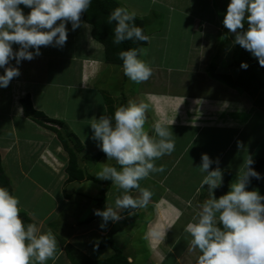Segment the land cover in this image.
<instances>
[{"label": "crops", "instance_id": "0c3cea01", "mask_svg": "<svg viewBox=\"0 0 264 264\" xmlns=\"http://www.w3.org/2000/svg\"><path fill=\"white\" fill-rule=\"evenodd\" d=\"M66 28L71 33L68 35L67 32L68 38L62 47H67L70 38L79 34L87 45L84 48L85 52L78 55L77 51H67L63 55H57L55 50L46 49L51 47L41 46V54L32 60L24 59L17 65L15 59H10L9 65L18 67L20 74L13 77L7 87H0L1 165L12 185V194L19 198L20 209L25 211L33 222L41 225L43 230H51L56 237L57 255L54 260H48L47 264H72L61 241L75 247L76 243L73 241L77 240L80 241L79 245L87 247L94 254L109 255L111 253L109 245L98 248L96 243L102 234L106 235L109 227L117 224V221L109 220L101 228L102 218L94 214L102 184L87 178L67 181L65 167L68 156L56 133L20 111L22 108L20 99L26 94L29 95L35 109L42 111L46 116L61 120L62 127L71 130L77 136L82 145L78 157L82 153L80 160L88 161L86 169L94 178H97L94 173L102 167V163H107L104 162L107 156L102 155L95 161L85 158V154H93L92 149L95 150L96 145L90 143L88 137L90 135L82 132L79 134L76 125L83 123L88 125L94 118H99L103 114L110 115L104 93L110 98L113 97L111 115L121 101L116 95L123 97L125 103L133 97L138 99L137 101L147 98L150 110L147 113L149 121L145 130L151 134L150 125L153 120L166 118L173 132L175 149L171 154L155 161L157 166H164L163 172L152 173L140 181L141 187L146 184L145 187L153 192L148 204L151 205L152 214L145 222L142 238L149 253L159 258L165 248L162 241L167 239L174 224L182 219L181 231L174 237L175 240L168 238L170 249H173L171 254L175 253L177 257L183 253L194 255V251L189 250L188 242L181 250L178 248V251L175 248L180 245L175 244L180 239L178 235L185 233L183 229L192 218L193 206L210 197L207 185L200 187L203 175L198 168L201 154L207 153L213 160L218 158L223 175L227 170L234 175V171H238L243 166V160L248 157L242 153L243 141L237 143V140L248 124L254 121L255 116L259 119L262 114L264 119L263 111L242 88L231 86L211 74L212 67L215 73L230 74L233 78L238 75L239 70L230 64L234 43L227 53H218L224 36L222 30L211 24L200 34V38L195 40V43L208 47L204 48L202 53L188 56L191 53L190 44L185 55L167 63H163L162 59L151 63L148 57H145V60L143 58L152 68V75L145 82L152 81L153 85L129 94L122 89L125 79L122 69L118 84L116 82L111 87L97 84L105 77L103 72L109 65L104 60L103 47H98L102 44L94 40L83 25L73 30L71 23L68 22ZM198 29L203 30L200 25ZM92 40L96 42H90ZM184 42L181 40L180 43ZM12 47L15 51L19 45L13 43ZM250 55L252 56L251 53ZM53 62H59V68H52ZM3 71L4 69L0 68V73ZM120 78L123 80L120 81ZM165 81L170 86L173 82L178 87L169 86L164 90L158 88ZM257 120L255 129L249 131L254 139L249 154L253 160L259 158L256 157L257 154L264 153V123ZM112 163L111 160L108 164ZM211 167L215 168L217 165L214 163ZM231 179L229 175V179L222 181L224 183L222 190L221 186L217 187V191L213 190L216 198L229 190L233 181ZM260 183L256 185L257 179L253 177L247 188L258 190L264 186V180ZM119 192H122L121 189L111 181L105 192L104 201L97 209H104L107 204L114 205L116 196L120 195ZM261 194L264 195V192ZM189 200L193 206L188 205ZM125 210H121L122 218L129 216L128 213L132 209H127L130 211L126 212ZM91 216L92 219L87 221ZM168 216L173 221L171 227L166 230L167 236L157 241L154 246L151 245L152 240L148 237L152 239L161 235L165 226L163 219ZM177 263L179 264L178 259Z\"/></svg>", "mask_w": 264, "mask_h": 264}, {"label": "clouds", "instance_id": "9594fccd", "mask_svg": "<svg viewBox=\"0 0 264 264\" xmlns=\"http://www.w3.org/2000/svg\"><path fill=\"white\" fill-rule=\"evenodd\" d=\"M91 3L92 0H0V68L4 69L0 73V87H7L20 74L18 67L9 65L10 59L19 65L21 60L40 55L41 46L62 47L68 38L66 23L70 22L73 30L83 25L91 32L92 25L80 18ZM21 5L30 11L25 14ZM135 18L136 13L125 7L110 12L108 23L115 22L114 44L149 40ZM223 25L235 33L233 43L249 51L264 66V0H229ZM13 43L19 45L15 51ZM118 55L123 74L129 80L141 83L151 77V66L139 58L136 48L121 50ZM241 67L246 69L248 65L242 61ZM149 110L147 98L130 99L115 108L111 116L103 114L90 122L91 139L106 154L107 161L114 160L119 165L102 163L94 174L123 190L114 205L94 209V214L102 218L101 228L109 220L122 219L121 210L148 206L153 192L141 187L140 181L152 173L163 172L164 166H157L155 161L175 149L166 118L153 120L151 134L145 130ZM214 163L217 167L212 168ZM253 163L248 155L229 190L216 198L213 190L222 184L219 159L201 154L200 187L207 185L210 197L195 206L191 200L187 202L193 206V215L183 229L190 236L189 250L199 252L195 264H264V195L247 188L251 178H262ZM19 204L17 196L0 186V264H47L56 258V237L36 222L25 224L19 215Z\"/></svg>", "mask_w": 264, "mask_h": 264}, {"label": "rangeland", "instance_id": "374dc122", "mask_svg": "<svg viewBox=\"0 0 264 264\" xmlns=\"http://www.w3.org/2000/svg\"><path fill=\"white\" fill-rule=\"evenodd\" d=\"M119 1L122 4H124V6L128 10L135 12L136 16L144 20L145 30L148 36L150 35V39L148 40V43L144 46V48L141 50L140 53L139 58L142 60L143 58L145 60V57L146 58L148 57L151 63L154 62V60L158 61L157 59H162L163 63H167L168 61L175 60L177 57H182L183 55H185L187 53V49L190 44H191V48L189 50L191 51V53H189L188 56L202 53V51L205 50L204 48H208V47L202 46V44L199 43H195V40L197 38H200V34L204 32V30L207 27L209 28V25L211 24L217 26V29L222 30L224 36V41L221 43V46L219 47L220 50H218V53L219 52L224 54L227 53L230 50V46L233 43L235 33L231 32L223 25V19L226 13L227 4L229 3V0H155V3L153 2V0H119ZM20 7L23 9L25 14H27L30 11L29 8L23 5H21ZM179 10H181L182 12H180ZM199 25L203 28V30L198 29ZM247 26H248V22L245 21L244 28L246 29ZM155 30H159V31H155ZM70 33L71 32H68V35ZM205 34L208 36V33L205 32ZM181 40H184L185 42L181 44L180 43ZM90 42L95 43L96 41L92 40ZM48 46L51 48H46V49L55 50L54 52L57 55H63L67 51H73V52L77 51L76 53L78 55H81L83 52H85L84 48L87 45L83 42L82 35L80 36L78 34V36L76 35L74 38L72 39L70 38V40L67 42V47L61 48L52 45H48ZM108 64H109L108 67L103 72L105 77H103L102 80H99L97 84L99 85L103 84L106 85V87L107 86L111 87V85L115 84L116 82L117 84L119 83V76L120 75L122 76L121 74L122 67L113 63H108ZM59 66H60L59 62L51 63L52 68H59ZM124 78H125L124 80L120 78V81L123 80L122 86H124V88L122 89H125L124 91L129 94L133 93L136 90L138 91V90L147 89L148 87L150 88L152 87L151 85H153L152 81L151 82L144 81L141 83H136L129 80L128 77L126 76ZM166 82L167 81L162 82L158 88L162 90L168 89L170 85L169 83L167 84ZM176 87L178 86L177 85L175 86L174 83L172 82L170 88H176ZM168 91H172V90H168ZM178 91L180 90H174V92H178ZM116 96L121 100L120 95H116ZM111 98L113 100L112 96ZM133 100H138V99L133 97ZM110 106H112V104ZM257 119L258 117L255 116L253 119L254 121H251L248 124V127L244 129L239 139L237 140V143L240 140L243 141L242 153H244V156H248L249 154H251V146H253L254 139H253V134H251L249 131H253V129H255V127L257 126L255 120ZM258 120L260 123L261 122L264 123L262 114H260V118ZM148 121H146L145 124L146 127ZM76 128L79 134L82 132V134L86 133L87 135H90L88 136L90 138V143L96 145V149L95 150L92 149L94 151L93 154L100 150V148L97 146V142L91 139L92 129L90 124L88 125H84V123L79 125L77 124ZM70 141H71L70 145L74 144L73 139H71ZM72 146L75 147L74 150L78 155L81 152V149L75 146V144ZM88 154L93 155L91 153ZM80 155H79L80 158L78 157L80 168L86 169L87 165H89L88 161L80 160L81 159ZM254 155L256 156V154ZM227 156H229V154H227ZM239 157H241V155ZM256 157L264 158V153L261 152L257 154ZM112 161L115 162L114 160ZM104 162L109 163L110 161H107L106 158L104 159ZM237 165L239 166L240 163H238ZM238 171L235 170L234 175L230 172V177L233 180L236 179ZM259 173L261 174L262 178L261 181L257 180L256 185L261 184L260 182L263 183L264 163H262V165L260 166ZM224 179L226 180L229 179V175L222 174V181ZM143 186L145 187L146 184H143ZM220 186L222 190V188L224 187V183L222 182ZM215 190L217 191L218 188H215ZM227 191L228 190H226V192ZM258 191L260 193H263L264 186L258 188ZM126 211H130V210L126 209L125 212ZM131 212H133L132 215L120 219L119 221H117V224L114 227H109L106 231V235L109 234L112 236L115 244L122 249L123 253L127 256L131 264H157L158 262L161 263V261H163L162 264H176L177 259L179 264H195V256L197 257L199 254L198 250H192L195 253L194 255H187L186 253H183L181 256L177 257V254L175 253L171 254L173 249H170L168 238L170 239L171 237L172 239H174V237L181 231L180 227L182 226V219L181 221L179 220L176 224H174V226L172 227V229L170 230L167 236L166 230L172 224L173 219L170 218L169 216L164 217L163 221L165 226L162 229L163 232L161 231V235L160 236L158 235V237L156 236L155 238L152 239H150L151 237H148L149 240H152L150 244L151 245L153 244L154 246L157 241L165 238L164 234L167 236V239L165 238L164 242L162 241L163 244L162 246L165 247L163 248L164 251L162 255L159 258H157L153 253L151 254L149 253L142 238V231H144L143 229L145 228V222L151 217L152 214L151 205H148L147 207L144 208H139L137 210L132 209ZM178 236L180 237V239L176 241L175 246L178 245L180 246L175 248L176 251H178L177 250L178 248L181 250V248L184 247V244L187 245V242L190 240V236L186 235V233H183L182 235L179 234ZM73 242L76 243L75 244L76 246L71 249V254L74 257H76V259L82 257H90V258L98 259L108 256V254H104V253H102V255L94 254L93 252L89 251L87 247L86 248L88 250L84 246L79 245L80 241L74 240ZM91 246H93V243L91 244Z\"/></svg>", "mask_w": 264, "mask_h": 264}, {"label": "trees", "instance_id": "16d2710c", "mask_svg": "<svg viewBox=\"0 0 264 264\" xmlns=\"http://www.w3.org/2000/svg\"><path fill=\"white\" fill-rule=\"evenodd\" d=\"M116 7L125 6L119 0H92V3L89 6L88 10L81 13V19L92 25L90 34L94 40L102 44L104 60L107 63H113L122 66V60L118 55L121 50L136 48L138 50V54L140 55L141 50L144 48L147 42L138 40H125L119 45L113 43V30L115 27V22L111 24L108 23V15ZM135 23L142 28L145 34H147L145 30L144 20L142 18L136 16ZM242 61L247 63L248 67L246 69L241 67ZM230 64L235 66L239 70L238 75L235 78H233L230 74L215 73L212 70V67L211 74L217 78L224 80L231 86L242 88L243 91L248 96H250L253 103L257 105L264 114V66H261L258 60L253 58L250 55V52L245 50L239 44H234ZM103 96L105 98L106 104L108 105L107 108L109 110V114L111 115V98L106 93H104ZM20 102L25 116L56 133L59 141L61 142V145L63 146V149L68 156L67 165L65 167V171L67 173V181L87 178L102 184L99 196L97 197V209L98 206H100L104 201L105 192L107 191L111 180H100L94 178L88 171H86V169L80 168L78 155L74 150L75 147L72 145L75 144V146L81 149V142L79 141L77 136L73 132H71V130L62 127L63 122L61 120L46 116L42 111L35 109L32 106L28 94L23 96L20 99ZM123 104L126 103L124 98L122 97L119 106ZM58 126L59 128H57ZM71 139H73L74 144L70 145ZM102 155L106 154L100 149L93 155L85 154V158L95 161ZM253 161L254 163L252 167L256 171H259L260 166L262 165V163H264V158L259 157ZM112 165L119 167V165H116L115 162H113ZM224 174L230 175V171L227 170L224 172ZM0 186L7 188L11 193L13 191L10 180L3 171L1 161ZM19 215L24 220L25 224L33 222V220L26 214L25 211L21 210ZM92 217L93 216L87 218V221L89 219H92ZM61 244L63 245L64 250L67 253V256L72 264H131L127 256L123 253L122 249L115 244L112 236L109 234H102L99 241L96 243V246L98 248H103L106 245H109L112 249V252L108 256L103 258L95 259L90 257H82L76 259V257L71 254V249L73 248V246L70 243H65L64 241H61Z\"/></svg>", "mask_w": 264, "mask_h": 264}]
</instances>
